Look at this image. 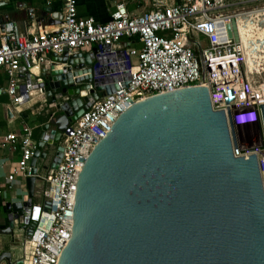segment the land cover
Masks as SVG:
<instances>
[{
  "label": "water",
  "instance_id": "water-1",
  "mask_svg": "<svg viewBox=\"0 0 264 264\" xmlns=\"http://www.w3.org/2000/svg\"><path fill=\"white\" fill-rule=\"evenodd\" d=\"M50 60L39 66L40 81L29 75L31 89L41 88L50 112L25 178L28 200L5 204L7 225L0 234L13 236V219L30 204L37 161H47L44 171L57 168L61 132L103 95L96 86L98 92L80 96L88 85L73 83L91 81L90 73L72 79L92 63L89 52L52 53ZM27 100L23 96L19 104ZM261 121L264 137V110ZM233 134L217 80L135 102L80 171L72 234L58 264H264L263 181L256 154H234ZM12 263L11 249L0 251V264Z\"/></svg>",
  "mask_w": 264,
  "mask_h": 264
},
{
  "label": "built area",
  "instance_id": "built-area-1",
  "mask_svg": "<svg viewBox=\"0 0 264 264\" xmlns=\"http://www.w3.org/2000/svg\"><path fill=\"white\" fill-rule=\"evenodd\" d=\"M253 2L252 7L235 9L236 3L228 0H150L149 9L135 13L121 0L114 4L108 20L98 22L93 16H79L77 0H63L61 20L53 30L34 29L29 24L21 29L15 21L4 23L0 66L7 80L0 94H7L13 106L19 105L23 96L27 102L32 100L29 75L35 74L40 81L39 66L49 64L47 55L52 53L70 56L90 48L92 63L80 68L72 79L90 73L91 81L73 83L75 87L88 85L80 96L88 95L89 89L97 91L96 86L103 87V95L61 132L63 150L57 168L46 175L36 172V180L42 184L34 187L30 204L13 219L21 253L12 264L19 260L22 264H58L72 234L80 171L96 143L135 102L198 81L217 80L223 112L230 113L234 127L259 122L264 110V79L247 72L236 24L238 15L253 10L264 17V0ZM22 63L28 69L24 78L18 75ZM35 66L37 72L33 73L30 70ZM86 67L90 71L83 70ZM114 84L117 88L107 93L105 87ZM36 92L45 100L41 88ZM0 146L19 151L6 179L11 182L20 176L25 185L36 148L33 128L23 124L18 131L3 134ZM252 153L257 156L263 181L264 148L234 152L236 156ZM23 200H28L27 194ZM30 225L32 230L26 235Z\"/></svg>",
  "mask_w": 264,
  "mask_h": 264
},
{
  "label": "crops",
  "instance_id": "crops-1",
  "mask_svg": "<svg viewBox=\"0 0 264 264\" xmlns=\"http://www.w3.org/2000/svg\"><path fill=\"white\" fill-rule=\"evenodd\" d=\"M118 1L121 0H77V11L79 16H93L96 21L104 22L109 19L110 12L114 4ZM125 1L128 9L135 13L140 12L138 8L143 3L148 7L147 9L150 8V0ZM28 9L32 11V18H30L27 12ZM62 11L63 0H0V26L7 21H15L21 29H24L29 24L34 29L44 28L46 30H53L57 28L61 20ZM89 50L90 48H85L82 52H88ZM47 57L50 58L51 54H48ZM30 71L33 73L37 72L32 67ZM27 73V66L22 63L18 70V75L24 78ZM6 80L7 75L5 69L0 66V87L5 86ZM19 105L21 109H17L15 105L13 106L10 103L7 94H0V138L8 132L18 131L23 124L31 126L33 132H36L35 138H37L41 124L47 120L44 119L45 116L42 113L44 105L46 107L45 100L39 94L37 100H30ZM28 109H31V112L24 113V110ZM30 120H33L32 124L28 123ZM254 124L249 125L253 126ZM19 156L20 153L18 150L12 151L0 146V229H6L7 225L5 204L8 201L17 200L16 196L20 192H23L24 198L27 194L26 186L20 176H16L11 182H8L6 179ZM44 163H47V161H37L38 172L41 175L47 174V171L41 169V165ZM41 184L42 181L35 180L34 187H40ZM3 239H5V243ZM16 240L19 239L15 235L0 234V251L10 248L12 254L17 258L19 254L17 255L15 252L19 251L20 246L15 243Z\"/></svg>",
  "mask_w": 264,
  "mask_h": 264
},
{
  "label": "bare ground",
  "instance_id": "bare-ground-1",
  "mask_svg": "<svg viewBox=\"0 0 264 264\" xmlns=\"http://www.w3.org/2000/svg\"><path fill=\"white\" fill-rule=\"evenodd\" d=\"M261 15L259 11L253 10L249 15H238L236 20L240 44L245 56L246 69L252 76L261 73L264 69V17ZM32 69L37 70L36 66ZM31 95L32 100L39 98L36 90H32ZM16 107L21 109L20 105H16Z\"/></svg>",
  "mask_w": 264,
  "mask_h": 264
},
{
  "label": "rangeland",
  "instance_id": "rangeland-1",
  "mask_svg": "<svg viewBox=\"0 0 264 264\" xmlns=\"http://www.w3.org/2000/svg\"><path fill=\"white\" fill-rule=\"evenodd\" d=\"M142 1V0H140ZM230 2L236 3L239 1H245L244 3H236L233 5V8H237L240 9L242 7L247 8V7H252L255 5V2H253V0H228ZM148 7L144 5V3L142 5H140V7L138 8V11H143L145 9H147ZM258 78L260 80L264 79V69H262L260 74H257ZM45 108V105L44 107ZM31 109L28 110H24V113H30ZM29 124L33 123V120H30V122H28ZM259 125H260V130L257 128V126L254 124L253 126L249 125V126H237L234 127V134H233V138L236 142V144L238 145L237 149L241 150V151H246L248 149H252L253 147L259 146L264 148V137H263V126H262V121L261 119L259 120ZM23 192H20L17 194V199L23 198ZM4 243H5V239H3ZM15 243L20 246L21 245V241L20 240H16ZM1 244V242H0ZM7 245V244H6ZM8 247V246H7ZM17 253L20 254V250L15 252V254ZM15 256L12 254V259H14Z\"/></svg>",
  "mask_w": 264,
  "mask_h": 264
},
{
  "label": "flooded vegetation",
  "instance_id": "flooded-vegetation-1",
  "mask_svg": "<svg viewBox=\"0 0 264 264\" xmlns=\"http://www.w3.org/2000/svg\"><path fill=\"white\" fill-rule=\"evenodd\" d=\"M50 112V108L48 105H46V107L43 109L42 113L43 115L45 116L44 119H47V114ZM55 114L57 113V111L54 112ZM255 125L257 126V128L260 130V125H259V122H256Z\"/></svg>",
  "mask_w": 264,
  "mask_h": 264
},
{
  "label": "trees",
  "instance_id": "trees-1",
  "mask_svg": "<svg viewBox=\"0 0 264 264\" xmlns=\"http://www.w3.org/2000/svg\"><path fill=\"white\" fill-rule=\"evenodd\" d=\"M33 135H34V137L36 136V132L35 131L33 132Z\"/></svg>",
  "mask_w": 264,
  "mask_h": 264
}]
</instances>
